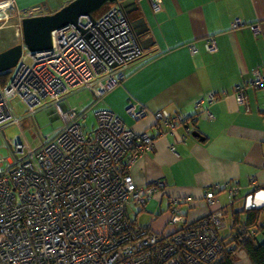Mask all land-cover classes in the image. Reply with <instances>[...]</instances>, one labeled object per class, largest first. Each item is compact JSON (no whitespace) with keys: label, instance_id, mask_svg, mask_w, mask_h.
<instances>
[{"label":"built area","instance_id":"obj_1","mask_svg":"<svg viewBox=\"0 0 264 264\" xmlns=\"http://www.w3.org/2000/svg\"><path fill=\"white\" fill-rule=\"evenodd\" d=\"M150 1L155 12L162 9V0ZM100 12L92 14L94 22L80 18L79 26L89 36L69 25L53 32L49 51L32 53L24 48L7 84L0 83V131L21 122L15 116V99L26 116L51 107L63 122L39 148L20 142L11 147L12 161L0 155V264H212L225 249L220 237L223 208L212 209L219 205L220 185L205 191L209 211L196 220H190L184 209L193 207L195 199L170 198L172 232L139 226V212L130 214L131 208L145 207L168 187L165 180L135 187L129 177L131 166L154 150L160 124L174 131L186 123L184 116L156 112L159 132L137 134L113 111L101 109L88 131L83 124L87 112L67 105V97L80 90L101 100L143 56L124 11L107 4ZM240 25L237 20L234 28ZM205 46L211 53L217 51L213 38ZM250 87L264 90V73L258 68ZM235 97L239 104L247 103V88H236ZM219 99L209 95L211 102ZM128 113L136 120L148 115L134 105ZM225 188L230 204L235 203L240 188L232 184ZM263 207L264 187L243 197L245 211Z\"/></svg>","mask_w":264,"mask_h":264},{"label":"crops","instance_id":"obj_2","mask_svg":"<svg viewBox=\"0 0 264 264\" xmlns=\"http://www.w3.org/2000/svg\"><path fill=\"white\" fill-rule=\"evenodd\" d=\"M71 1L0 0V9L17 16L20 27L30 12L53 14ZM138 2L142 10L132 18H146L154 45L130 65L124 81L99 100L96 112L113 111L137 134L159 132L153 116L159 111L180 114L187 122L174 131L159 125L154 150L131 166L130 182L142 188L167 181L165 193L155 199L169 209L170 198L192 197L195 205L184 206L190 220L208 214L204 195L215 185L222 188L218 207L242 210L243 197L264 187V90L250 87L255 69L264 73V0H162L158 12L150 0ZM237 20L241 25L234 28ZM211 38L217 45L214 53L205 46ZM238 87L247 88V103H238ZM210 94L220 99L211 102ZM131 105L148 115L134 119L128 113ZM50 112L61 118L54 109ZM5 158L14 159L12 153ZM226 184L240 188L234 205ZM143 225L156 232L173 231L168 212ZM225 227H230L228 219ZM240 264L248 263L243 259Z\"/></svg>","mask_w":264,"mask_h":264},{"label":"rangeland","instance_id":"obj_3","mask_svg":"<svg viewBox=\"0 0 264 264\" xmlns=\"http://www.w3.org/2000/svg\"><path fill=\"white\" fill-rule=\"evenodd\" d=\"M21 41L22 32L17 16L3 7L0 9V52L21 43ZM19 102V99L14 100V105L17 107L15 116L21 122L7 126L3 132L0 131V155L3 157L11 156L10 147L20 142L29 143L33 150L39 148L42 140L46 138L52 139L62 125L61 118H56L55 114L50 112L51 107L41 108L32 117L28 118L24 106ZM95 102L96 105H94ZM100 103L101 101H97L89 90L74 92L67 98L68 107L87 112L88 118L83 121V124L88 131H91L96 124L94 114L96 109H99ZM167 209L166 204L161 205L154 198L145 207L131 208L130 214L135 210L139 213L141 211L138 215V224L139 226H144L143 223L147 219L149 222H154L157 216L166 214Z\"/></svg>","mask_w":264,"mask_h":264},{"label":"water","instance_id":"obj_4","mask_svg":"<svg viewBox=\"0 0 264 264\" xmlns=\"http://www.w3.org/2000/svg\"><path fill=\"white\" fill-rule=\"evenodd\" d=\"M107 4L124 11L144 52L154 45L153 38L148 37L150 29L146 18H132L133 14L142 10L138 0H73L53 14L27 16L22 19V42L0 52V74L10 72L17 66L24 48L32 53L52 49L53 32L56 30L74 25L83 34H87L79 26L80 18L89 17L94 22L92 14H100V9H106ZM193 135L199 136L198 133Z\"/></svg>","mask_w":264,"mask_h":264},{"label":"trees","instance_id":"obj_5","mask_svg":"<svg viewBox=\"0 0 264 264\" xmlns=\"http://www.w3.org/2000/svg\"><path fill=\"white\" fill-rule=\"evenodd\" d=\"M10 77L11 71L0 74L1 85L5 86ZM222 219L224 223L228 219L230 227L221 231L225 249L212 264H240L243 259L248 264H264V207L250 211L231 209L227 212L223 208Z\"/></svg>","mask_w":264,"mask_h":264},{"label":"clouds","instance_id":"obj_6","mask_svg":"<svg viewBox=\"0 0 264 264\" xmlns=\"http://www.w3.org/2000/svg\"><path fill=\"white\" fill-rule=\"evenodd\" d=\"M21 32H22V29H21ZM22 42V41H21Z\"/></svg>","mask_w":264,"mask_h":264}]
</instances>
